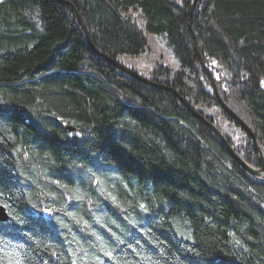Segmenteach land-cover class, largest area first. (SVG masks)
Returning a JSON list of instances; mask_svg holds the SVG:
<instances>
[{
	"label": "trees",
	"instance_id": "1",
	"mask_svg": "<svg viewBox=\"0 0 264 264\" xmlns=\"http://www.w3.org/2000/svg\"><path fill=\"white\" fill-rule=\"evenodd\" d=\"M65 1L110 59L163 37L177 68L143 76L259 167L196 41L264 155V0H197L191 28L189 0ZM0 206V264H264V180L172 94L96 56L56 0H0Z\"/></svg>",
	"mask_w": 264,
	"mask_h": 264
},
{
	"label": "water",
	"instance_id": "2",
	"mask_svg": "<svg viewBox=\"0 0 264 264\" xmlns=\"http://www.w3.org/2000/svg\"><path fill=\"white\" fill-rule=\"evenodd\" d=\"M59 3L66 5L75 15L76 20L78 21V24L80 25V27L83 29L85 36L91 46V48L93 49L91 42H90V37L89 34L87 32L86 29V25L84 23V21L81 19V17L78 15L77 10L75 9V7L73 6L72 3L65 1V0H56ZM192 11H193V5L190 6V11H189V16H192ZM94 50V49H93ZM98 57L108 60L111 64H113L115 67H117L118 69H120L121 71H123L125 74L138 79L139 81L143 82L146 85L149 86H153V87H159L161 89H164L163 87H160L158 85H155L152 83V81L148 80L146 77L135 73L132 69L127 68L126 66H124L123 64H121L120 62H116V61H112L109 60L107 57L96 53ZM199 63H200V67L202 69V71L208 76V78L211 81V84L213 86V90H214V94L215 97L217 98L219 104L221 105V107L223 108V110L228 113V115L235 120V122H237L247 133L248 135L254 140L255 142V149H256V154H257V160H258V165L259 167H253L252 165H248L246 164L232 149V147L229 145L228 141L225 139V137L220 133V131L214 126L213 123H211L210 121H208L207 119H205L196 109L195 107L184 97H182L181 95L177 94L174 90L170 89H166L168 91H170L173 95H176L180 102L184 105V107L192 114L193 117H195L196 119H198L199 121H201L202 123H204L217 137L218 139L221 141V143L223 144V147L225 148L226 152L228 154H230L238 163L240 166H242V168H244L250 175H252L254 178L256 179H261L264 180V157L262 154V148H261V143L258 141L257 137L251 132V130L245 125V122L239 117L237 116L227 105L226 103L223 101L222 97L220 96L218 89L215 85L214 80L211 78V76L206 72L205 69V65L202 59L201 54H199ZM13 111L18 112V113H23L18 109H14ZM25 114V113H24ZM66 130L69 133H72L73 131H75L74 128L66 126ZM8 219V215L6 213V210L4 209V207L0 206V221H6Z\"/></svg>",
	"mask_w": 264,
	"mask_h": 264
},
{
	"label": "rangeland",
	"instance_id": "3",
	"mask_svg": "<svg viewBox=\"0 0 264 264\" xmlns=\"http://www.w3.org/2000/svg\"><path fill=\"white\" fill-rule=\"evenodd\" d=\"M149 37V50L146 54L137 58L124 56L121 59V62L126 66L134 68L137 73L142 76H147L149 71L152 70L157 64L167 65L176 69V63L172 58L169 49L167 48L165 40L159 36L149 35ZM238 139L241 141V136L238 135ZM238 139L236 141H238Z\"/></svg>",
	"mask_w": 264,
	"mask_h": 264
},
{
	"label": "bare ground",
	"instance_id": "4",
	"mask_svg": "<svg viewBox=\"0 0 264 264\" xmlns=\"http://www.w3.org/2000/svg\"><path fill=\"white\" fill-rule=\"evenodd\" d=\"M196 2H197V0H189L188 1V10H187V12H188V15H189V11H190V6L191 5H193V11H192V16H193V13H194V10H195V5H196ZM71 11V10H70ZM71 13L73 14V16L75 17V15H74V13L71 11ZM78 13V12H77ZM78 15L80 16V14L78 13ZM192 16L190 17L189 16V27L191 28V18H192ZM81 17V16H80ZM81 19H82V17H81ZM83 20V19H82ZM78 22V21H77ZM86 29H87V27H86ZM81 30H82V32H83V34L85 35V33H84V31H83V29L81 28ZM87 32H88V30H87ZM88 34H89V32H88ZM149 35L150 34H147V41H148V48L146 49V51L143 53V54H141V55H144V54H146L147 52H148V50H149V39H150V37H149ZM153 36H155V35H153ZM89 37H90V35H89ZM152 37V36H151ZM160 37V36H159ZM163 38V37H162ZM164 39V38H163ZM165 40V39H164ZM85 41L87 42V44H88V46H89V48H90V50L97 56V54L96 53H98V51L95 49V47L93 46V43H92V41H91V38H90V42H91V45H92V47H93V49L91 48V46H90V44H89V42H88V40H87V38H86V36H85ZM166 42V41H165ZM196 47H197V51H198V57H199V54H201V56H202V52H201V48H200V46H199V44H198V42L196 41ZM168 48V47H167ZM169 49V48H168ZM169 51H170V54H171V56H172V58H173V55H172V51H171V49H169ZM141 55H139V56H141ZM139 56H136V57H131V56H125V57H131V58H137V57H139ZM124 56H120L118 59H115V60H113V59H110L109 57H107L109 60H112V61H116V62H120L121 61V59L123 58ZM202 58H203V56H202ZM174 59V58H173ZM104 61H106V62H108V63H110L108 60H105V59H103ZM175 61V60H174ZM175 63H176V61H175ZM111 64V63H110ZM122 64V63H121ZM111 65H113V64H111ZM204 65H205V69H206V72L211 76V78L214 80V82H215V85H216V87H217V89H218V86H217V82H216V79H215V76L216 75H218L219 74V69H217V67L214 65V64H212V63H210L209 64V66L204 62ZM114 66V65H113ZM125 66V65H124ZM117 68V67H116ZM128 68V67H127ZM118 69V68H117ZM131 69V68H130ZM120 70V69H119ZM133 70V69H132ZM121 71V70H120ZM134 72H135V70H133ZM121 72H123V71H121ZM124 73V72H123ZM135 73H137V72H135ZM202 74L207 78V80L209 81L208 83H209V86H210V89H212V91H213V94H214V90H213V86H212V84H211V81H210V79L208 78V76L202 71ZM136 79V78H135ZM148 79V78H147ZM138 80V79H137ZM148 80H150V81H152V83L153 84H155V85H158V86H160V87H163L164 89H161V88H157V87H153V86H150V87H153V88H157V89H161V90H165V91H167L168 93H170V94H172L170 91H168V90H166V89H172V90H174L177 94H179L177 91H176V89H173L171 86H169V85H166V84H164V83H161V82H156V81H153V80H151V79H148ZM139 81V80H138ZM141 82V81H140ZM218 92H219V89H218ZM219 94H220V92H219ZM173 95V94H172ZM180 95V94H179ZM179 102H180V100H179V98L176 96V95H173ZM214 96H215V94H214ZM221 96V95H220ZM186 99V98H185ZM181 103V102H180ZM182 104V103H181ZM18 110H20L21 112H23V113H26V110L25 109H22V108H17ZM238 124V123H237ZM245 125L251 130V132L257 137V135L252 131V129H251V127L248 125V124H246L245 123ZM238 126H240L239 124H238ZM241 127V126H240ZM241 129L248 135V133L241 127ZM73 132H75V131H73ZM249 136V135H248ZM250 137V136H249ZM251 138V137H250ZM252 139V138H251ZM257 139H258V141L260 142V140H259V138L257 137ZM252 141H254L253 139H252ZM230 145V144H229ZM254 145H255V142H254ZM231 146V145H230ZM232 147V146H231ZM233 149V148H232ZM234 150V149H233ZM234 152L240 157V155L234 150ZM232 157V156H231ZM233 158V157H232ZM241 159H242V157H240ZM234 159V158H233ZM235 160V159H234ZM246 164H248V165H250L249 163H247L244 159H242ZM236 161V160H235ZM237 162V161H236ZM238 163V162H237ZM239 164V163H238ZM252 176V175H251ZM253 177V176H252Z\"/></svg>",
	"mask_w": 264,
	"mask_h": 264
}]
</instances>
